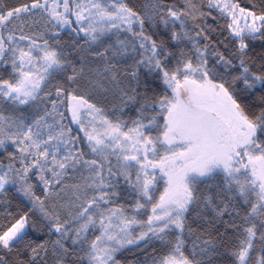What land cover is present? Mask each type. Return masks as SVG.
I'll return each instance as SVG.
<instances>
[{"label":"snow or ice","instance_id":"snow-or-ice-1","mask_svg":"<svg viewBox=\"0 0 264 264\" xmlns=\"http://www.w3.org/2000/svg\"><path fill=\"white\" fill-rule=\"evenodd\" d=\"M0 264H264V0H0Z\"/></svg>","mask_w":264,"mask_h":264}]
</instances>
